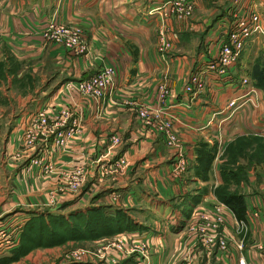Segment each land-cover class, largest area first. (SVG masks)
<instances>
[{
	"label": "crops",
	"instance_id": "obj_1",
	"mask_svg": "<svg viewBox=\"0 0 264 264\" xmlns=\"http://www.w3.org/2000/svg\"><path fill=\"white\" fill-rule=\"evenodd\" d=\"M163 1L0 0V223L24 221L43 204H50L49 194L58 197V188L74 166L90 177L91 161L108 152L109 136L115 134L119 141L109 151L129 162L117 179L120 196L115 202L100 196L104 201L98 197L94 203L126 210L135 225L116 235L129 237L125 249L105 254L100 264H112L110 256L118 260L116 264H142L136 250H127L141 239L149 248L148 264H237L238 258L244 264H264V221L249 214L252 209L264 210V161L248 165L243 178L227 183L244 195V227L213 193L222 182L218 166L226 158L229 142L240 135L264 138V88L254 84L256 105L247 101L226 107L228 99L241 95L248 86L240 78L247 76L253 84V64L264 65V0H192L190 16L167 20L178 36L174 51L161 57L155 47L157 15L151 10ZM252 2L260 15V31L245 41L226 78L217 82L207 74L209 87L203 92L182 91L189 69L207 58L206 48L215 44L217 23L226 16L231 19ZM49 18L78 26L86 54H75L41 38L37 29ZM103 64L113 66L115 76L100 99L73 87L75 80ZM161 81L170 90L164 110L172 116L186 162L194 164L198 144L214 147L205 178L193 173L190 165L178 179H172L167 173L170 150L161 134L136 115L139 105H155ZM39 111L45 113L48 125L66 127L75 121L78 130L62 147L50 142V134L36 136L30 146H24L23 133ZM45 147L49 167L26 169L28 158ZM71 199L62 201L67 203L62 211L85 208L87 201ZM57 207L58 202L46 208ZM202 215L225 235L224 250L216 244L204 245L192 229H211L204 225ZM44 259L36 250L7 264H47ZM93 259L89 255L57 264H98Z\"/></svg>",
	"mask_w": 264,
	"mask_h": 264
},
{
	"label": "built area",
	"instance_id": "obj_2",
	"mask_svg": "<svg viewBox=\"0 0 264 264\" xmlns=\"http://www.w3.org/2000/svg\"><path fill=\"white\" fill-rule=\"evenodd\" d=\"M191 7L192 4L189 0H164L160 5L152 8L151 11L152 13H156L158 20V26L156 28V50L161 57H164L175 47L177 40V35H175L173 29L167 24V20L173 15L183 18L189 14ZM259 20L260 15L256 9V4L253 2L250 7L242 9L241 12L236 14L233 13L231 19H228L226 16L220 20L215 26V31L217 32L215 44H209V47L206 48L205 53L208 54L207 58L189 69L184 78L182 91L187 94L203 92L209 87L206 78L207 74L216 79L217 82H221L223 78H226L225 76L229 69L236 63L245 41L253 32L260 31ZM37 31L41 38L46 41L53 40L61 43L68 48L70 52L86 54V44L80 35L79 27L75 25L57 22L49 18L39 26ZM214 45L215 47H213ZM213 48L215 49L212 52ZM114 74L115 70L113 66L103 64L89 76L75 80L73 82V87L83 95L90 96L94 99H100L104 92L112 86ZM240 82L248 86H244L243 90L245 91L241 95L228 99L226 107L233 108L247 101L253 105L255 104L251 97L254 91V83H249V78L247 76H242ZM169 93L170 90L167 84L164 81L159 82L157 84L155 105L153 107L139 105L136 109V115L143 124L148 125V128L161 134L164 144L167 147L173 145V147L179 148L181 141L172 124V116L164 110L165 100ZM237 99L240 100L238 101ZM61 113H63L64 116L66 115L65 111ZM62 121H64V119H60V123ZM76 130L78 129L75 121H71V124L66 127L55 128L52 125H48L45 113L39 111L35 114V118L31 125L23 133L22 142L24 146H30L34 142L36 136H46V134H50V142L62 147ZM118 141L119 138L117 135L112 134L109 136V143L114 144L118 143ZM46 151V147L36 150L28 159L25 168L28 169L31 165L42 166L44 170L48 168V162L46 158H44ZM180 151L173 156L176 158L175 163H173L172 167L168 170L172 177L180 175L184 167L183 164L186 162V160L183 159L184 156L181 149ZM121 158L123 157H118L114 160L112 165L122 166L123 159ZM78 172H81V170L79 169L77 173ZM83 177L84 173H78L76 175L70 174L65 182L67 186L59 187L57 190L58 193L60 192L66 195L76 190L81 184ZM60 188L64 189V191H60ZM54 199L55 195L49 196V202H53ZM250 216L254 219L260 218L264 221V210H259L258 208L252 209L250 211ZM202 218L204 219V225L211 227V229L204 230L202 226L197 228L192 227V229L198 233L204 245L211 246L216 244L217 248L224 250L226 248L225 235L214 221H209L206 215H202ZM22 222L23 221L0 223V254H5L16 246ZM240 224L244 227V220L240 221ZM124 243V237H117L114 242L108 244L110 245L109 248H106L108 245L103 248L110 249V253H112L114 249L124 250ZM238 245L240 246V243H238ZM148 249L147 243L142 239L137 242H132L131 247L127 248L128 251L136 250L138 252L142 258V264H148ZM109 258L111 261L116 260L113 256ZM73 260H78V257L76 256ZM237 264H244V261L238 258Z\"/></svg>",
	"mask_w": 264,
	"mask_h": 264
},
{
	"label": "rangeland",
	"instance_id": "obj_3",
	"mask_svg": "<svg viewBox=\"0 0 264 264\" xmlns=\"http://www.w3.org/2000/svg\"><path fill=\"white\" fill-rule=\"evenodd\" d=\"M189 1L191 2L192 7L190 8L188 15L184 16L183 18H179V17H176V15H173L169 19H173V18L174 19H185L186 17L190 16L192 13V10H193V2H192V0H189ZM70 25H74V24H70ZM157 26H158V24H157ZM171 29H173L174 33H176V35H177L176 30L173 27H171ZM47 41L53 42V43H58V42H55L53 40H47ZM58 44H61V43H58ZM63 47H65V46H63ZM155 47H156V43H155ZM175 47H176V45H175ZM175 47L172 50H170L169 53L173 52ZM66 49L69 50L68 48H66ZM75 54H80V53H75ZM254 90H255V87H254ZM253 92H252V94H253ZM252 94H251V97L255 102L254 105H256V100L253 98ZM249 104L254 106L250 102H249ZM116 144L117 143H114V144L109 143V147H108L109 150L113 149ZM180 144L181 145L179 146V148L182 150V154H183L184 151H183L182 142H180ZM167 148L170 150V161H171V163H170L169 168H171L173 163H175V160H176V158L173 156L178 154L179 153L178 151H180V149L178 147L177 148L173 147V145H170ZM109 150H108V152L106 151L105 155L102 158H93V160L91 161L93 166H92V169L90 170V177H88V172L86 174V171L83 169L81 170V172H78V173H84V177L81 181V184L78 186V188L76 190H73L71 193H67L66 195L65 194L63 195V193H60V192L58 193V197L55 198L54 201L50 203L51 205H54L56 202H58V207H57L58 210L56 208L55 210H51V211L60 212L63 214V216L66 217L68 212H70V211H78V210L84 211V210H86L88 208H92V207H101L102 212L108 213L110 215L113 214L114 210L119 209L127 215L128 219L131 220L132 223L131 222L130 223L135 225V223H133V221H132L131 216H129V213L125 212L126 210H123L121 208H117V206H115L114 204L112 205V204H110V203L108 204L106 202L94 203V201L98 197L101 200H103V198H101L100 196H104L110 202L117 201L119 196H120L119 192L116 190V183L118 182L117 179L120 176L125 174L129 162H128L127 158H125L124 156L115 155V154L111 153V151H109ZM239 154L240 155L237 154V156L234 158V160H235L234 163L229 162L230 159H228V158H222V160H220V162H219V165L222 164L226 167L229 166L230 168L234 167L235 164H237V163L241 166L244 165L246 163L245 157H249V156H248V154H244V152L239 153ZM118 157H123V158H121V159H123L122 166H120V167L116 166V165L113 166L112 165L113 161L116 160ZM226 157H228V155H226ZM183 159H185V158H183ZM183 165H184V167H183L182 171L180 172V175L182 174V172H184L186 170V168L188 166H190L192 164L185 162ZM169 168H168V170H169ZM168 170H167V173L170 174V172ZM77 171H79V169L74 166L73 169L67 175L65 182L68 179L70 174H72V175L78 174ZM170 177L172 179H176V178L178 179L179 178L178 176L172 177L171 175H170ZM65 185L66 184L63 183V186H65ZM60 191L63 192L64 189L60 188ZM51 195L54 196L53 193L49 194V196H51ZM70 198H72L71 199L72 201H74V200L87 201L85 208L80 209L77 207V208H72V209H64L62 211L61 209L64 208L67 204V203L62 202V201L68 200ZM48 199H49V197H48ZM50 204H43L42 205L43 207L40 211L47 210L46 207H47V205H50ZM37 212H39V211H37ZM249 214H250V212H249ZM240 221H242V220H240ZM38 222H40V221L37 219L33 220L34 226L32 228V236H34L35 232L39 231V234H40L39 240L44 242V243L50 242V240H57V239L58 240L62 239V240L60 242H57L54 244H49V245H38V246H31L30 245L31 247L28 248V250L25 251L23 254L18 255L17 252H15L16 254H15V257L13 259L6 260V262L2 261L0 264H7V263H11V262L13 263L15 261H18L19 258L23 257L26 253L33 252L36 250L40 251L41 255L46 256V259H44V262H46L47 264L49 263V261H53V260L54 261L49 263V264H57V263H59V260H61V261L62 260L63 261L64 260L65 261H73V258H75L76 256L78 257V260L81 261L82 259L87 258L89 255L94 257L93 260L98 262V264H100L104 260H106L105 258L107 256L105 254L110 253V250L104 249L103 247L107 246L110 242H114L117 238L116 235H121V233H122L121 231H115V232L108 234L106 236H102L101 239H98V236L92 237V238H88V237L84 238V237H79L80 235H82L83 232L81 234H78V233H75L72 231L65 230L66 227L64 226L63 221H61L60 218H58V219L54 218V222L49 223L50 225H48V230L45 229L44 227H42L41 225H39ZM72 222L77 224L76 219H75V221H72ZM37 224L39 225V227ZM27 229H28V227H27ZM27 229H25V231L23 232L21 237H20V235L18 236V240L16 243V245H17L16 251H18V249L20 247L19 244L21 242V238H24V235L27 234V233H25ZM123 237H124L125 241L129 239V237L126 236L125 234L123 235ZM25 246H27V243L25 244ZM109 247H110V245H108L106 248H109ZM99 256H100V259H98ZM109 260L111 261L110 258H109ZM107 261H108V259H107ZM112 262H113L112 264H116L118 262V260L117 261L113 260Z\"/></svg>",
	"mask_w": 264,
	"mask_h": 264
},
{
	"label": "trees",
	"instance_id": "obj_4",
	"mask_svg": "<svg viewBox=\"0 0 264 264\" xmlns=\"http://www.w3.org/2000/svg\"><path fill=\"white\" fill-rule=\"evenodd\" d=\"M250 76L254 79L255 85L264 88V65L257 66V64H253ZM204 144H198L196 158L194 164H192V172L202 178L207 176L206 172L210 166L212 148H214L211 146L206 147ZM243 152L249 156L246 158V163L244 165L241 166L237 163L231 168L222 164L218 166L219 176L222 182L215 185L213 188L215 197L228 206L238 220H244L246 217L244 195L236 189L228 188L227 183L231 180L237 181L238 179L243 178L245 176V168L249 164L264 161V138L258 135H240L234 138L233 141L229 142L225 148V153L228 155L226 158L230 159L229 162L231 163H234V158L237 154ZM54 218H60L67 231H72L78 234L83 232L79 237L84 238L108 235L115 231L131 228L133 226L127 215L119 209L114 210L113 214L110 215L102 212L101 207H92L84 211H70L66 217L60 212H53L51 210L32 212L20 226V237L27 227L28 229L25 232L27 234L24 233V238H21L18 251H16V245L7 253L0 255V263L2 261L6 262V260L13 259L16 254L15 252H17L18 255L23 254L31 246L49 245L60 242L62 239L50 240V242L46 243L40 241L39 231L35 232L34 236H32V228L34 226L33 220H39L40 222H38V224L48 230V225H50L49 223L54 222ZM75 219L77 220V224L72 222L75 221ZM26 243L27 246H25Z\"/></svg>",
	"mask_w": 264,
	"mask_h": 264
}]
</instances>
